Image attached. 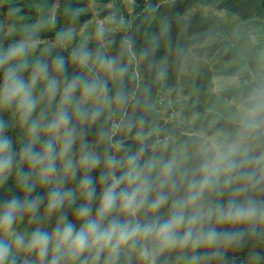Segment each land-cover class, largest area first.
Listing matches in <instances>:
<instances>
[{
    "label": "clouds",
    "instance_id": "9594fccd",
    "mask_svg": "<svg viewBox=\"0 0 264 264\" xmlns=\"http://www.w3.org/2000/svg\"><path fill=\"white\" fill-rule=\"evenodd\" d=\"M74 38L72 28L56 35L60 47ZM39 43L33 27L0 47V113L12 117L0 116V191L11 180L23 193L0 199V264H17L14 245L34 253L36 264H99L102 256L104 264H116L126 250L136 252L143 264H157L165 253L185 249H205L188 258L189 264H205L224 260L221 248L261 234L264 154L250 156L238 140L214 144L194 166L176 154L145 158L154 146L146 142L143 119L127 113L108 128L100 124L90 141L101 118L115 114L113 105L123 108L129 101L122 87L114 93L109 87V80L122 82L129 71L121 62L124 53L112 56L80 44L67 58L30 60ZM122 47L135 55L130 39ZM69 64L79 71L69 76ZM242 125L252 131L264 127V98L245 111ZM13 129L23 135L14 138ZM133 129L139 141L135 151L117 138ZM102 143L101 153L96 149ZM69 181H76V188L66 187ZM213 194L227 199L213 201ZM78 199L83 202L77 205ZM73 206L74 219H69ZM42 215L56 217L51 231L36 227L27 239L15 234L14 226L25 217L36 223ZM260 259L253 254L256 264Z\"/></svg>",
    "mask_w": 264,
    "mask_h": 264
},
{
    "label": "rangeland",
    "instance_id": "374dc122",
    "mask_svg": "<svg viewBox=\"0 0 264 264\" xmlns=\"http://www.w3.org/2000/svg\"><path fill=\"white\" fill-rule=\"evenodd\" d=\"M169 1L171 0H0V47L7 48L9 44L23 38L26 29L30 30L33 27H36L40 43L29 57L30 60L41 58L50 50L67 58L72 48L80 44H85L92 50L99 48L108 55L115 56L109 45L118 43L122 47L123 42L130 39L132 41L131 53L135 55H131L126 47H122L126 53V59L121 61L130 65L128 73L122 82L109 80V87L113 93L117 88L122 87L130 101L140 79L138 72L139 50L146 48L150 53L157 54L160 69L165 65V61L159 57L163 47L160 36L166 25V15L161 10V5ZM201 10L206 15L217 17L221 29L205 44L219 43L218 50L223 46V40L236 39L234 46L239 51L242 61L237 58L230 61L232 64L241 62L235 74H218L210 59H202L207 69L210 70L212 82L210 90L217 92L228 89L233 91V94L228 97L215 98L211 102L207 100L210 105H207L204 112H194L188 116L184 109L189 108L197 101V94L191 88L186 73L172 89L165 93L158 90L152 102L154 117L149 122L143 123V132L147 136L146 142L154 146V149L150 148L149 152L145 154V158L153 154L164 158L173 154L181 158L189 155H203L214 144H231L238 140L242 142V148L249 150L250 156L255 155V145L245 136L240 135L235 141H229L230 131H216L212 134L200 133L202 141L194 150H177L178 136L172 133V129L179 124L186 125L185 133H197L191 128L192 124L201 117L202 119L207 118L208 113L214 110L213 107L218 108L217 111L222 118L242 123L245 111L250 109L257 100L264 98V16L253 18L256 23H245L241 26L235 17L227 19L223 11L212 5L202 6ZM145 15L143 31L139 36L140 42H134V27L137 25V21ZM68 28L74 30L75 38L70 45L60 47L56 35L61 30ZM239 28L242 29L239 30ZM135 43L138 49H136ZM184 70L182 73L185 72ZM160 78L163 82L162 72H160ZM126 106L127 104L123 108H118L113 105L115 114L110 119L106 118L107 114L102 117L105 121L104 127L108 128L113 121H119L125 113ZM135 132L136 129H133V132L126 138L131 141L130 146L133 151L139 146V141L135 139ZM10 134L14 138L17 135H23V133H17L15 129L11 130ZM159 138L162 140L158 141ZM105 146L103 143L99 144L96 150L102 153ZM66 187L76 188V182L71 181L70 183L69 181ZM166 212L167 208L162 210L161 215ZM55 224V216L49 220L42 215L36 223L25 217L23 222L14 226V232L27 239L36 227L51 231ZM235 227L243 230L246 226L237 225ZM258 231L261 234L257 236L248 250L238 253L240 249L231 246L221 248L223 252L231 254L230 261L224 256V260H212L205 264H256L252 260L254 253L260 254L259 262L264 261V226H261ZM4 239L11 241L13 237L5 236ZM13 248L18 256L26 259V252L22 246L14 245ZM194 254L199 253L191 249L172 255L165 253L167 258L161 264H189L188 258ZM125 263L126 260H123L119 264ZM30 264H36V257L30 261ZM67 264H73V262H67ZM99 264H104V258H101Z\"/></svg>",
    "mask_w": 264,
    "mask_h": 264
},
{
    "label": "trees",
    "instance_id": "16d2710c",
    "mask_svg": "<svg viewBox=\"0 0 264 264\" xmlns=\"http://www.w3.org/2000/svg\"><path fill=\"white\" fill-rule=\"evenodd\" d=\"M205 5H212L223 11L227 19L235 17V20L239 22L241 26L245 23H256L253 18L264 16V0H171L163 3L161 5V10L166 15V25L160 36L163 47L159 57L165 61V65L160 69L157 54L150 53L146 48L139 50L140 60L138 72L140 79L132 98L126 106L125 113H127L129 117L133 119L142 118L144 123L152 120L154 117L152 102L158 90H162L165 93L172 89L179 80L185 76V73L189 77L191 88L197 94V101L189 108L184 109L188 116L192 115L194 112H204L207 109V105H210L209 103L214 101L215 98L228 97L233 94V91L228 89L219 90L217 92L210 90L212 84L210 70L207 69L205 62L202 61L203 58H208L214 63L213 67L218 74H235L241 62L232 64L230 61L236 58L240 61L242 60L239 57V51L236 46H234L236 39L232 41L223 40L224 44L218 50L219 43L216 44V42H213L205 44L221 30L218 24V18L206 15L201 10L202 6ZM145 19L146 15L143 16L141 20L137 21V25L134 27V42H140L139 36L143 31ZM241 29L242 28H239V30ZM109 46L115 56L123 52L122 61L126 59V53L118 43H112ZM136 49H138L137 44ZM141 53L147 54L142 56ZM55 55H57V53L50 50L41 58L50 60V58ZM182 70L185 72L182 73ZM77 71L79 70L73 65H68L69 76L75 74ZM160 72L163 74V82L160 78ZM208 97L209 99H207ZM207 100L210 102L208 103ZM213 109V111L208 113L207 118L202 119L201 117L192 124L191 128L197 133H185L186 125L184 124H179L172 129V133L178 136L176 144L178 151L194 150L202 141L200 133L212 134L216 131H230L228 137L229 141H235L240 135L245 136L255 145L254 156L264 154V127L254 131L246 130L243 128L242 123H236L229 118H222L217 111V107H213ZM0 116L5 120L11 121L12 119L11 114L8 112L0 113ZM100 124L105 126L103 118L91 129L88 136L90 141L96 140L95 134ZM121 137L125 138L128 145H131V141L126 139L127 136H125L124 133L118 134L117 138ZM201 156L202 154L187 156L186 166H194L198 163ZM99 171L100 169H97L92 172L91 175L96 178L98 177ZM37 191L44 194L42 189L38 188ZM11 195L23 196V193L15 191L12 188V181H9L5 189L0 191V199ZM33 195H36V193L34 192ZM97 195H99V186H97ZM209 198L213 201L223 202L227 199V196L213 194ZM82 202V200L78 199L77 205ZM74 209L75 206L68 210L69 219H74ZM41 213H43V207L41 208ZM256 239L257 236L253 237L246 235L241 243L234 244L231 247L240 249L238 253H242L248 250ZM187 250L188 249L183 251L176 250L169 254L172 255ZM205 251V249H199L196 250V253H203ZM222 253L227 257L228 261H230L229 257L231 254L223 251ZM25 257L27 260L31 261L36 256L34 253H26ZM101 258L105 259L104 256ZM166 258L167 256H165V254L162 255L158 258L157 264H161ZM123 260H126L125 264H143L134 251L126 250L120 255L116 263L119 264L120 261ZM17 264H24V259L18 255ZM73 264H79V262H73ZM259 264H264V261L259 262Z\"/></svg>",
    "mask_w": 264,
    "mask_h": 264
},
{
    "label": "built area",
    "instance_id": "2783aa9c",
    "mask_svg": "<svg viewBox=\"0 0 264 264\" xmlns=\"http://www.w3.org/2000/svg\"><path fill=\"white\" fill-rule=\"evenodd\" d=\"M165 138H166V137H165ZM161 140H162V138H159V139H158V141H161ZM154 142H155V141H154ZM152 145H154V144H152Z\"/></svg>",
    "mask_w": 264,
    "mask_h": 264
}]
</instances>
